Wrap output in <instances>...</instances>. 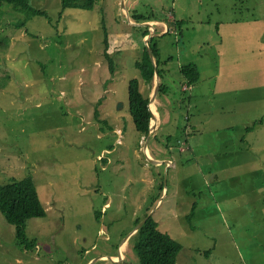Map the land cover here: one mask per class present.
<instances>
[{
	"label": "rangeland",
	"instance_id": "1",
	"mask_svg": "<svg viewBox=\"0 0 264 264\" xmlns=\"http://www.w3.org/2000/svg\"><path fill=\"white\" fill-rule=\"evenodd\" d=\"M31 4L44 14L4 5L0 21V184L32 176L46 215L27 220L25 249L0 212V264H140L122 240L148 215L181 244L176 264H264V0ZM127 13L165 22L148 29L167 86L149 137L127 92L137 78L154 94L135 66L152 61L147 26Z\"/></svg>",
	"mask_w": 264,
	"mask_h": 264
},
{
	"label": "trees",
	"instance_id": "2",
	"mask_svg": "<svg viewBox=\"0 0 264 264\" xmlns=\"http://www.w3.org/2000/svg\"><path fill=\"white\" fill-rule=\"evenodd\" d=\"M95 0H61V11L66 8H77L90 10L93 8ZM11 6L18 13H23L26 16L44 14V11L34 8L31 0H0V21L3 17V6ZM131 18L138 22L144 20L137 15ZM147 20V19H146ZM147 21H153L148 19ZM179 25V22H175ZM104 25V24H103ZM142 36L149 34L147 27H142ZM152 32H155L152 30ZM107 33L105 31V37ZM154 37L148 40L150 51L155 59V65L160 77L159 99L162 95L167 94V86L161 80L162 69L161 65L165 61L159 59V48L154 42ZM104 55L109 61L111 70H113L112 58L105 51ZM135 66L140 70L142 79L150 85L154 80V64L152 61L148 63H135ZM179 73L184 79L186 88L191 87L199 80V71L195 63H182L178 68ZM128 111L131 116L135 129L142 135L147 136L149 132L150 112L148 109L149 96L140 91V82L137 78H131L128 82ZM152 106H151V109ZM157 112L158 108H157ZM102 125L105 121L97 117ZM251 129L250 126L246 127ZM159 160V159H157ZM195 204L192 205L190 215L194 212ZM0 212L4 215L5 220L14 226V242L18 247L31 249L36 246L33 238H29L25 234L26 222L32 217H44L46 210L42 205L35 182L30 175H26L20 179L11 178L9 182L0 184ZM189 215V216H190ZM139 220L136 221V224ZM132 246V251L138 258L140 264H176V259L181 244L173 239L168 233L159 230L157 222L149 216L139 229L130 237L129 243ZM115 256V255H113Z\"/></svg>",
	"mask_w": 264,
	"mask_h": 264
},
{
	"label": "water",
	"instance_id": "3",
	"mask_svg": "<svg viewBox=\"0 0 264 264\" xmlns=\"http://www.w3.org/2000/svg\"><path fill=\"white\" fill-rule=\"evenodd\" d=\"M127 20H128V22L129 23H131V24H135V25H143V26H147L148 27V29H149V27L152 25V23H154V22H152V21H147V22H144V23H138V22H133L132 21V19H131V17L129 16V14L127 13ZM158 34V33H157ZM156 34H153V33H149L148 35H146L145 37H144V41H145V44H146V49H147V51L149 52V55H150V58H151V60H152V62H153V60H154V57H153V55H152V53H151V51H150V47H149V45H148V40L150 39V38H153L154 36H155ZM154 64V79H155V89H154V94L149 98V102H148V109H149V112H150V121H149V132H148V134H147V136L149 137L150 135H152L153 133H151V129H150V127H151V124H155V126L157 127V123H156V119L154 118V116L152 115V113H151V110H150V105L151 104H154L155 102H157V97L159 96V89H160V77H159V74H158V70H157V68H156V65H155V63H153ZM157 130V129H156ZM146 144H147V142H145V146H144V148H145V151H146ZM147 152H145V155H146V157H147V154H146ZM147 159L150 161V162H152V163H154V164H160V163H162L163 161L162 160H154V159H150V158H148L147 157ZM166 162H169V160H167ZM148 216H150V215H148ZM147 219V218H146ZM146 219H144V220H142L141 222H139L138 224H137V226L135 227V228H133L130 232H128L125 236H124V238H123V240H122V242H126L138 229H139V227L145 222V220ZM115 257H117V255H115Z\"/></svg>",
	"mask_w": 264,
	"mask_h": 264
},
{
	"label": "crops",
	"instance_id": "4",
	"mask_svg": "<svg viewBox=\"0 0 264 264\" xmlns=\"http://www.w3.org/2000/svg\"><path fill=\"white\" fill-rule=\"evenodd\" d=\"M257 21H258L257 19L256 20H245V21H242V22L239 21V23H237V24H241V23H245V22H250V23H253V25H254L255 22H257ZM152 22H157V23H160V24H165V22L163 20H157V21L156 20H153ZM176 22H179V24H181L184 21L183 20H177ZM231 24H233V21L232 20L231 21H228V22H221L220 24H217V31L220 33V31L222 30V28L225 27V26L228 27V28L231 26L233 28V30H234L235 29V26H232ZM178 28H181L180 25H179ZM167 30L170 31L168 28H167ZM229 34L232 35L231 32ZM238 35H239V33H236L233 36H238ZM196 66H197V64H196ZM197 68H198V66H197ZM181 83H184V81H182ZM120 255H121V253H120Z\"/></svg>",
	"mask_w": 264,
	"mask_h": 264
},
{
	"label": "bare ground",
	"instance_id": "5",
	"mask_svg": "<svg viewBox=\"0 0 264 264\" xmlns=\"http://www.w3.org/2000/svg\"><path fill=\"white\" fill-rule=\"evenodd\" d=\"M153 106L154 105H152V108H153ZM155 107V106H154ZM150 109H151V107H150ZM151 113H152V115L156 118L157 117V111L155 110V109H153V112H152V110H151ZM150 129H151V131H152V124H151V127H150ZM148 154V153H147ZM147 157L148 158H150L148 155H147ZM151 159V158H150ZM117 258H119V257H117ZM109 259H111V260H114V258L113 257H109ZM114 261H116V260H114Z\"/></svg>",
	"mask_w": 264,
	"mask_h": 264
},
{
	"label": "flooded vegetation",
	"instance_id": "6",
	"mask_svg": "<svg viewBox=\"0 0 264 264\" xmlns=\"http://www.w3.org/2000/svg\"><path fill=\"white\" fill-rule=\"evenodd\" d=\"M130 239V238H129ZM129 239L126 241V244H128L129 243Z\"/></svg>",
	"mask_w": 264,
	"mask_h": 264
},
{
	"label": "built area",
	"instance_id": "7",
	"mask_svg": "<svg viewBox=\"0 0 264 264\" xmlns=\"http://www.w3.org/2000/svg\"><path fill=\"white\" fill-rule=\"evenodd\" d=\"M185 88H186V86H185Z\"/></svg>",
	"mask_w": 264,
	"mask_h": 264
}]
</instances>
